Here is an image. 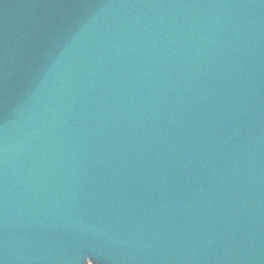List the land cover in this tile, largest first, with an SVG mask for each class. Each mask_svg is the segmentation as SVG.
I'll list each match as a JSON object with an SVG mask.
<instances>
[{
    "label": "water",
    "instance_id": "95a60500",
    "mask_svg": "<svg viewBox=\"0 0 264 264\" xmlns=\"http://www.w3.org/2000/svg\"><path fill=\"white\" fill-rule=\"evenodd\" d=\"M0 264H264V0H0Z\"/></svg>",
    "mask_w": 264,
    "mask_h": 264
}]
</instances>
